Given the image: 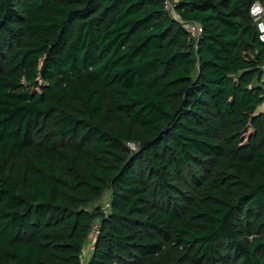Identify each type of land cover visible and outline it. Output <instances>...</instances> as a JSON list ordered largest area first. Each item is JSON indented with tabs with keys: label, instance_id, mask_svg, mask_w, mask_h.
<instances>
[{
	"label": "trees",
	"instance_id": "trees-1",
	"mask_svg": "<svg viewBox=\"0 0 264 264\" xmlns=\"http://www.w3.org/2000/svg\"><path fill=\"white\" fill-rule=\"evenodd\" d=\"M166 1L0 0V264H264V0Z\"/></svg>",
	"mask_w": 264,
	"mask_h": 264
},
{
	"label": "built area",
	"instance_id": "built-area-1",
	"mask_svg": "<svg viewBox=\"0 0 264 264\" xmlns=\"http://www.w3.org/2000/svg\"><path fill=\"white\" fill-rule=\"evenodd\" d=\"M166 8L173 12L174 16L179 19V16L176 14L175 11V5L171 3L169 0L166 1ZM252 15L255 17V21L257 23V28L260 34L261 41L264 42V18H263V4L260 2H257L252 7L251 11ZM192 33L197 34L200 30L196 28V26H189ZM264 67V66H263ZM98 229L99 226H95L93 229V237H96L98 235Z\"/></svg>",
	"mask_w": 264,
	"mask_h": 264
},
{
	"label": "rangeland",
	"instance_id": "rangeland-1",
	"mask_svg": "<svg viewBox=\"0 0 264 264\" xmlns=\"http://www.w3.org/2000/svg\"><path fill=\"white\" fill-rule=\"evenodd\" d=\"M263 15H264V6H263ZM264 109V106L261 108V110H263ZM110 197H111V193H110V191L109 190H106L104 193H103V198H102V200L100 201V203H98V204H96L95 206H100V207H104L105 209H106V207L108 206V204H109V201H110ZM87 248V247H86ZM86 248H85V250H86ZM88 248H87V250L85 251V252H87V254L85 255V257H84V262H86V260H87V257H88Z\"/></svg>",
	"mask_w": 264,
	"mask_h": 264
},
{
	"label": "crops",
	"instance_id": "crops-1",
	"mask_svg": "<svg viewBox=\"0 0 264 264\" xmlns=\"http://www.w3.org/2000/svg\"><path fill=\"white\" fill-rule=\"evenodd\" d=\"M263 18H264V15H263Z\"/></svg>",
	"mask_w": 264,
	"mask_h": 264
}]
</instances>
